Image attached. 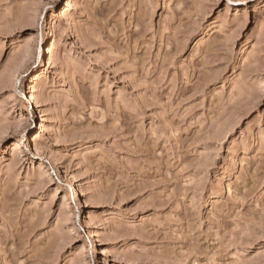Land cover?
<instances>
[{"label": "rangeland", "instance_id": "1", "mask_svg": "<svg viewBox=\"0 0 264 264\" xmlns=\"http://www.w3.org/2000/svg\"><path fill=\"white\" fill-rule=\"evenodd\" d=\"M0 264H264V0H0Z\"/></svg>", "mask_w": 264, "mask_h": 264}, {"label": "bare ground", "instance_id": "2", "mask_svg": "<svg viewBox=\"0 0 264 264\" xmlns=\"http://www.w3.org/2000/svg\"><path fill=\"white\" fill-rule=\"evenodd\" d=\"M88 224V223H87ZM91 237H94V233L93 232H91Z\"/></svg>", "mask_w": 264, "mask_h": 264}]
</instances>
